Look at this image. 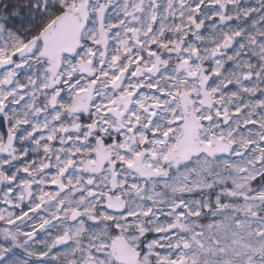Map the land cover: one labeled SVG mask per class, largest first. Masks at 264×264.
<instances>
[{"label": "snow or ice", "instance_id": "1", "mask_svg": "<svg viewBox=\"0 0 264 264\" xmlns=\"http://www.w3.org/2000/svg\"><path fill=\"white\" fill-rule=\"evenodd\" d=\"M0 264H264V0H0Z\"/></svg>", "mask_w": 264, "mask_h": 264}, {"label": "flooded vegetation", "instance_id": "2", "mask_svg": "<svg viewBox=\"0 0 264 264\" xmlns=\"http://www.w3.org/2000/svg\"><path fill=\"white\" fill-rule=\"evenodd\" d=\"M6 129H4L3 127H0V134H3V132H5Z\"/></svg>", "mask_w": 264, "mask_h": 264}]
</instances>
